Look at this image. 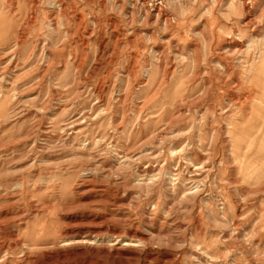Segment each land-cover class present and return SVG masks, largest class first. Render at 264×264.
<instances>
[{
	"label": "rangeland",
	"instance_id": "rangeland-1",
	"mask_svg": "<svg viewBox=\"0 0 264 264\" xmlns=\"http://www.w3.org/2000/svg\"><path fill=\"white\" fill-rule=\"evenodd\" d=\"M259 136L264 0H0V264H264Z\"/></svg>",
	"mask_w": 264,
	"mask_h": 264
},
{
	"label": "crops",
	"instance_id": "crops-1",
	"mask_svg": "<svg viewBox=\"0 0 264 264\" xmlns=\"http://www.w3.org/2000/svg\"><path fill=\"white\" fill-rule=\"evenodd\" d=\"M257 140L259 141V143H260V142L262 143V141L264 140V138H263V136H262V137L259 136V137L257 138ZM254 142H255V141H254ZM257 151H259V150H257Z\"/></svg>",
	"mask_w": 264,
	"mask_h": 264
},
{
	"label": "bare ground",
	"instance_id": "bare-ground-1",
	"mask_svg": "<svg viewBox=\"0 0 264 264\" xmlns=\"http://www.w3.org/2000/svg\"><path fill=\"white\" fill-rule=\"evenodd\" d=\"M235 50V49H234ZM223 69V68H222ZM236 89V88H235Z\"/></svg>",
	"mask_w": 264,
	"mask_h": 264
}]
</instances>
